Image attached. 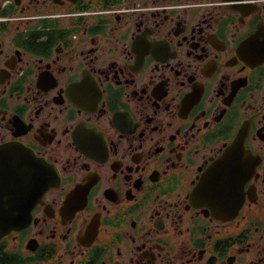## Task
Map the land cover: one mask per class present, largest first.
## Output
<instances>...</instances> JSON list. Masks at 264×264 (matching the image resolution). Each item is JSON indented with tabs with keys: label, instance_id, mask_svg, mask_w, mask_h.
<instances>
[{
	"label": "flooded vegetation",
	"instance_id": "1",
	"mask_svg": "<svg viewBox=\"0 0 264 264\" xmlns=\"http://www.w3.org/2000/svg\"><path fill=\"white\" fill-rule=\"evenodd\" d=\"M0 264H264V0H0Z\"/></svg>",
	"mask_w": 264,
	"mask_h": 264
}]
</instances>
